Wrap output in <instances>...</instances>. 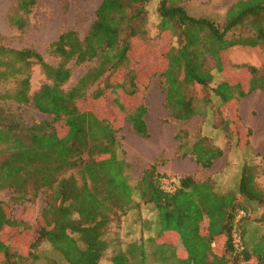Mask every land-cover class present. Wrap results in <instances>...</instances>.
<instances>
[{
	"label": "trees",
	"instance_id": "obj_1",
	"mask_svg": "<svg viewBox=\"0 0 264 264\" xmlns=\"http://www.w3.org/2000/svg\"><path fill=\"white\" fill-rule=\"evenodd\" d=\"M150 1L102 0L84 39L69 30L51 44L50 53L58 59L55 65L35 49L0 46V191L12 190V202L17 203L47 194L35 230L13 218L8 202H0V264L37 262L44 244L65 264H101L109 253L112 264H264V237L249 238L248 205L264 207L254 167L245 165L238 191L226 193L218 192L210 179L199 182L191 176L169 185L170 177L156 164L135 181L131 176L118 135L130 123L138 135L149 137L147 108L134 99L142 86L131 58L135 43L146 34ZM180 3L160 0L158 6V30L170 34L172 41L159 73L165 79L170 116L190 120L198 113L196 103L210 105L212 95L222 114L224 108L263 89L264 72L231 65L227 50L264 48V0H239L229 8L223 25L191 15ZM36 4L37 0H17L10 25L26 30L27 16ZM246 28L249 32L237 33ZM209 58L224 78L217 86ZM87 63L93 66L66 89L73 69ZM35 65L48 82L31 94ZM105 100L124 114L120 124L100 117L99 108L81 106ZM24 106L51 119L27 123ZM192 154L200 166L211 168L223 152L198 140ZM144 209L155 217L144 218ZM132 215L131 225L121 234L124 220ZM15 230L35 231L27 249L6 238Z\"/></svg>",
	"mask_w": 264,
	"mask_h": 264
},
{
	"label": "rangeland",
	"instance_id": "obj_2",
	"mask_svg": "<svg viewBox=\"0 0 264 264\" xmlns=\"http://www.w3.org/2000/svg\"><path fill=\"white\" fill-rule=\"evenodd\" d=\"M238 1L181 0L180 4L193 16L212 19L223 25L229 8ZM101 2L102 0H37L36 6L27 16L29 27L20 31L9 23V17L17 10V0H0V46L17 50L35 49L46 62L55 65L58 59L50 53L51 44L60 34L69 30H75L79 37L84 39L96 19V10ZM159 2L160 0H151L148 4L146 34L142 40L135 43L131 58L142 86V90L134 99L147 108L145 121L149 137L138 135L130 123H125L118 135L126 158L132 166L130 173L133 180H137L144 170L156 164L160 173L170 177L167 182L169 185L178 183L179 177L191 176L199 182L210 179L218 192H237L242 169L249 165L255 168L257 183L264 191V88L239 99L233 106L224 108L222 114L217 111L219 106L217 97L212 95V104L196 103L198 113L192 119L177 121L172 118L165 106V79L159 75L172 41L170 34L162 35L158 30ZM247 32L248 28L237 31L238 34ZM227 59L231 65H247L264 72V48L261 46L232 47L227 50ZM207 65L214 75L213 85L217 86L224 78L215 69L212 59H208ZM92 66L93 63H87L75 67L72 78L65 88L73 87ZM47 82L41 67L35 65L31 71L30 93L34 94ZM109 104L107 100L95 104L85 101L81 106L99 108L96 113L100 117L120 124L124 114L112 109ZM22 111L25 121L30 124L51 119L32 106H24ZM63 133L61 130V134ZM178 134L182 139H178ZM198 140H204L206 145L223 152L221 157L214 160L211 168L200 166L192 154V147ZM183 145L185 148H182ZM14 195L10 189L1 190L0 202H8L13 218L22 222L24 224L22 226L35 230L41 224V213L46 205L47 194L40 193L33 201L19 203L12 202ZM248 206L252 209L249 238L258 241L264 237V207L256 204ZM142 215L144 218L155 217V214L147 209L142 211ZM132 219L133 215L127 219L128 221L124 220L121 234L127 231L126 227L129 223L131 225ZM113 233L114 231L111 232V238L114 237ZM35 236V231L19 234L15 230L6 238L10 240L11 237L12 245L27 249ZM19 239L22 240L20 245ZM40 254V260L28 264H52L53 261L65 264L48 244L41 247ZM101 264H112L111 253L101 261ZM249 264H255V261Z\"/></svg>",
	"mask_w": 264,
	"mask_h": 264
},
{
	"label": "built area",
	"instance_id": "obj_3",
	"mask_svg": "<svg viewBox=\"0 0 264 264\" xmlns=\"http://www.w3.org/2000/svg\"><path fill=\"white\" fill-rule=\"evenodd\" d=\"M243 215H244V213H243V212H242V213H240V215H239V218H240V217H242Z\"/></svg>",
	"mask_w": 264,
	"mask_h": 264
}]
</instances>
